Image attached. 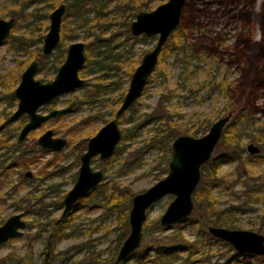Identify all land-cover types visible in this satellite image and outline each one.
Returning <instances> with one entry per match:
<instances>
[{
	"label": "rangeland",
	"instance_id": "1",
	"mask_svg": "<svg viewBox=\"0 0 264 264\" xmlns=\"http://www.w3.org/2000/svg\"><path fill=\"white\" fill-rule=\"evenodd\" d=\"M60 1L68 4V0H56V2ZM166 1L155 0L152 9ZM187 2L189 3L186 8L184 7L185 11L182 13V17L187 27L192 29L194 37L213 36L218 33L228 44L227 48L231 56L227 55V60L221 61L217 70L212 68L211 73L219 77L226 74L228 81H233L234 85L239 84L246 89L255 83L256 79H262L258 70L264 68V59L259 61L261 67L257 68L256 56L264 52V0H187ZM37 7L40 9L41 5H37ZM33 8L35 7L29 6L24 11L30 12ZM105 11L107 12L105 19L99 25L102 28L100 30L94 28L97 30L95 34L99 35L101 39H106L113 29L115 40L100 41L97 46H93L89 50L90 59L112 54V56L118 57L119 61V54L124 49L127 50V54L120 59L119 63L126 70L136 67L141 55L153 47L156 36L146 37L141 42L140 40L124 42L126 30L129 32L130 22L135 19V16H130L124 8L121 12L114 11L113 4H110ZM0 17L5 19L14 17L15 20L17 17L19 18L18 5L14 3V0H0ZM69 19L68 21H70ZM109 19H112L111 24L107 22ZM20 22L21 28L14 33L25 32L26 37L29 38L42 34L41 41L33 40L29 46L30 50L38 47L41 50L42 39L47 32L49 19L38 20L37 27L34 29L25 21L21 20ZM45 25L47 28H44ZM103 28L106 30H102ZM61 29L62 26L60 32ZM101 31L103 34L100 33ZM95 34L83 29L76 30L70 24L65 27L64 41H60L59 46L48 59L49 62L55 61L54 70L48 74L39 71L35 76L36 79L50 81L60 65V61L65 58L68 44L81 41L85 46L86 42L95 38ZM194 43L196 46L198 45V41H194ZM84 50L85 61L79 70V76L85 80V84L75 92L63 94L50 104L40 106L39 112L46 113L54 107L66 106L73 99L78 100L80 95L92 90L90 79L97 74H93V70L85 66L88 51L86 47ZM28 63L26 53L20 52L12 41L7 40L0 46V140H3L1 138L7 133H12L14 136L10 141H7V145H11L16 140L20 129L19 124L27 120L25 115H21L15 120H10L9 117L17 105L13 91L19 82L17 75L20 76L22 72L19 69L25 68ZM210 68L209 64L197 61L185 64L183 57L177 54H170L161 60L154 71L155 76L146 85L138 106L134 110L126 111L119 118L120 129L132 127L133 137L119 143L118 146L122 150L113 155V160L110 163L100 161L98 156H95L91 161L92 168L101 169L104 172L103 182L114 185L118 182L120 188L128 189L133 195L143 192L167 174L171 142L175 137L178 135L195 136L193 132L198 129L202 121L211 120L210 123H212L227 114L224 110V98L219 93L212 91L206 82L205 75L207 69ZM127 84H125V88ZM262 84H264V80H262ZM254 97V126L251 130L240 133L241 143L245 153H247L246 145L254 143L260 148L259 154L256 155L264 156L262 145L253 140L257 129L260 128L261 131H264L261 128L264 126V86L255 89ZM117 107L118 105L110 108L102 106L100 109L102 113L109 109L115 112ZM88 111L85 106L77 104L63 117H54L42 123L28 134L24 143L20 144L22 150L30 151L39 148L37 137L48 128L52 129L56 136L65 137L68 140V145L59 153L36 156L28 168L21 170L20 167H15L9 170L8 175H0V181H3L0 186V224L9 216L19 212L23 213L22 219L26 222L21 237L0 244V258L7 256L10 264H42L45 240L51 231L52 221L59 218L63 210V204L59 205V202L62 201V199L59 200V195L64 197L65 193L73 186L78 167L72 165L69 172L59 174L55 178H51L50 171L53 166L58 165L62 168L73 163L76 156H78L79 163V155L82 152L75 147L76 143L80 139L93 136L112 117L108 114L105 116V120L98 121L93 118L88 121ZM163 111L170 117L171 123L177 125L174 130L175 135L171 137L170 142L168 141L169 137L165 136L160 139L161 143L156 139L148 141L151 124L140 122V118L143 119L144 113L156 115ZM134 122L143 124V126L139 127L138 125L134 129ZM218 151V149H214L212 156L216 155ZM260 159L258 162L264 158ZM258 162L251 160V167L246 165L244 159L241 158L233 162H223L219 171L223 184L220 188L215 189L213 194L217 196L219 207H231V219L238 229L260 233L259 230H264V162ZM27 171L31 172V176L21 179L20 175ZM255 182L260 185V192L249 194V189ZM14 185H18L14 187L15 191L12 190ZM26 191H30V198L26 201L32 206L30 213H24L15 204ZM173 197L168 194L157 200L147 210L145 222L152 224L158 222L159 224L161 214ZM83 199L85 200L80 204V207L71 213L70 234L57 243L56 247L59 253L55 256L53 264H93L96 255L105 259L109 257L111 249L116 245V217L102 212L103 208L95 194L89 193ZM130 206L131 200L128 210ZM161 227L159 230L155 228L153 233L149 232L152 235L149 234L148 237L143 231L139 247L126 261L119 264H137L141 259L152 256L154 246L149 247L152 239L157 243L171 245L176 243L173 242V239L167 238L171 233L179 231L183 237L189 240H193L196 236L195 229L188 227L183 222L179 226ZM229 246L230 248H227L213 243L211 263L213 264L215 260L225 261L232 255L238 254L230 244ZM249 260L252 262L251 264H264V261L258 257Z\"/></svg>",
	"mask_w": 264,
	"mask_h": 264
},
{
	"label": "trees",
	"instance_id": "2",
	"mask_svg": "<svg viewBox=\"0 0 264 264\" xmlns=\"http://www.w3.org/2000/svg\"><path fill=\"white\" fill-rule=\"evenodd\" d=\"M154 1L155 0H68L66 13L61 24L62 39H60V41H64L65 27L69 24L76 30L83 29L84 31L91 32L92 34L97 33V30H94V28L99 30L102 28L99 25L102 21H104L107 14L105 9H107L110 4H113L114 11L121 12L122 8H124L130 16L134 17L139 11L151 10ZM60 2H56V0H14V3L18 5L19 18H16L8 40L12 41L20 52L24 51L26 53L27 62L37 59L40 63L39 71L44 72V74H48L54 70L55 61L49 62V56L42 55L39 47L34 50L29 49L30 43L33 40L41 41L42 34L37 35V37L34 38H29L26 37L25 32L18 34H15L14 32L21 28V20L30 24L32 29L36 28V22L38 20L43 21L48 18L50 11ZM188 3L189 2L186 3L185 8ZM37 5H41V8L38 9ZM29 6H33L35 8H33L30 12L24 11ZM68 18H70V21H68ZM107 22L108 24H111L112 19L107 20ZM44 28H47V25H45ZM102 30L106 29L103 28ZM111 31L112 32H110L106 39H101L99 35L95 34V38L92 41L85 43V47L88 51L85 66L90 70H93V74H97L90 79L92 82V90L78 97V105H83L89 110L87 117L88 121H91L93 118L98 121L105 120L106 115L114 114L112 109L102 113L100 108L102 106H108L110 108L121 102L126 89L124 86L128 83L135 68L131 67L126 70L123 65L119 63L120 59L125 57V54H127V50L124 49L119 54V61L118 57H114L112 54L110 56L105 55L102 58L96 57L95 59H90L89 50H91L93 46H97L100 41L109 42L115 40V32L113 29ZM100 33L103 34V31ZM126 33V39L124 42L127 40H140L141 42L146 39L145 36H132L127 30ZM221 36V34L216 33L213 36L206 35L205 37H194L192 29L187 27L182 17L180 25L170 35L160 52L156 68L161 60L165 59L170 54L181 55L185 64H188L191 61L209 64L211 68L207 69V73L205 75L208 87L212 91L219 93L224 98V110L227 113L229 111H233V115L225 126L220 140L215 147V149H218L219 151L216 155L211 156L210 159L202 166L200 181L192 195L194 204L193 211L182 221L188 227L195 229V238L193 240H189L183 237L181 232L178 231L167 236V238L173 239V242H176L171 245L157 243L152 239L149 247L151 248L154 246V254L146 257V259H141L137 264H212V244L216 243L219 246L227 248H230V246L227 242L211 236L207 230H205V227L211 225L229 229H238L231 219V207H219L217 196L213 194V191L220 188L223 184L219 175L223 162H233L241 158L244 159L246 165L251 167V160H257L258 162L260 158H264L262 155H249L248 153H245L240 136L242 131L251 130L254 126L255 108L253 106H255V89L259 88V86H264V84H262V80H264V68L258 70L262 79H256V82L249 85L248 89L241 87L239 84L234 85L233 81H228L226 74H223L220 77L212 74L210 71L212 68L217 70L218 64L221 61L227 60V55L231 56L228 52V44L223 39V36ZM194 41H198L197 46ZM256 58V61L258 62L256 67H261L259 65V61L264 59V52L263 54H258ZM23 69L24 68L21 67L19 70ZM154 76L155 73L153 72L149 80ZM18 77L19 76H17V78ZM145 88L143 92L145 91ZM138 103L139 99L132 107L129 108V110H134L138 106ZM210 121L211 120L202 121L198 129L194 131L193 134L195 136H199L206 133L211 124ZM140 122L148 125L151 124L149 130L150 134L147 138L148 141L156 139L160 142V139L165 136L169 137L168 141L170 142L171 137L175 135L174 130L177 128V125L171 123L170 117L166 115L164 111L156 115H153L152 113H144V117L143 119L140 118ZM138 125L139 127L143 126V124L134 122L133 128L136 129ZM21 126L22 123L19 124V128ZM131 128L122 129L120 143H123L125 140L133 137L134 130H131ZM261 128L264 130V126ZM13 137L12 133H7V135H4V137L1 138L3 140H0V175L2 176L8 175L9 170L15 167H20L21 170L28 168L31 166L36 156L47 154V151L40 148H35L30 151L22 150V146L16 140L12 142L11 145H7V141H10ZM253 140L262 145V151L264 152V131H261L260 128L257 129ZM87 141L88 138L80 139L78 143H76L75 147L83 152L86 149ZM120 150H122V148L118 146L116 152ZM112 160L113 157H111L107 162L110 163ZM261 162H264V159L258 163ZM72 165L78 167V156L75 157L73 163H70L67 166L62 168L58 167V165L53 166L50 171L51 178H55L59 174H64L65 172H69L72 169ZM245 170H247V168H245ZM20 178L24 179L25 174H21ZM2 183L3 181H0V186H2ZM16 186L18 185L12 186V190H14V187ZM249 192V194L260 192V185L255 182L254 185L250 187ZM90 193L96 195L98 202L103 208V213L114 215L117 219L116 245L111 249L109 257L101 259L98 255H96L93 264H113L119 246L128 234L127 215L128 207L133 194L128 189L123 187L120 188L118 182L114 185L113 183L108 184L103 181L99 183L98 186ZM29 195L30 191H26L15 203L16 206L18 205L20 210L24 213L32 212L31 204L26 202L30 198ZM62 198V195H59V200ZM84 200L85 199L79 200V203L75 205V209L79 208L80 204L83 203ZM59 205H61V202H59ZM37 211L39 210L37 209ZM71 217L72 214L69 213L64 218L59 217L52 221L51 231L45 240V247L43 251L44 258L42 264H53L55 256L59 253L56 247L58 241L66 238L70 234L69 224ZM182 222L176 223L173 226H179ZM144 226L143 231L146 232V237L149 236V232H155V228H157V230L162 228L158 222L153 224L145 222ZM259 232L264 234V230H259ZM239 256L240 258H238ZM253 257H258L264 261V256L235 254L228 259H225V261L220 262L215 260L213 264H251L252 262H250L249 259ZM0 262L1 264H10V260L7 256L0 258Z\"/></svg>",
	"mask_w": 264,
	"mask_h": 264
},
{
	"label": "water",
	"instance_id": "3",
	"mask_svg": "<svg viewBox=\"0 0 264 264\" xmlns=\"http://www.w3.org/2000/svg\"><path fill=\"white\" fill-rule=\"evenodd\" d=\"M185 2L186 0H167L150 11H139L135 19L130 22L131 35L156 36L155 43L142 55L133 70L126 92L113 117L88 139L85 151L79 156L77 178L62 199L63 210L60 218L71 213L76 203L102 182L104 173L100 169H92L91 160L94 156H98L101 161H106L113 156L121 139L118 119L142 96L150 75L155 71L164 44L180 23ZM65 11L66 4L60 3L49 14L48 30L42 44L44 55L51 53L59 42L60 27ZM13 25L14 18H0V45L8 37ZM84 61V43L76 41L71 42L66 48L65 59L52 80L43 82L35 78L38 71L36 60H32L25 67L14 89V95L18 99L17 106L9 117L10 120H15L22 114L27 116V121L17 136L19 143H22L27 134L44 121L69 113L76 105L77 101L73 100L68 105L53 108L47 113L38 111L40 106L50 103L57 96L74 92L84 85V79L78 74ZM232 113L229 111L214 120L207 132L201 136L178 135L172 140L167 174L131 198V206L127 215L129 231L117 251L113 264L126 261L139 247L147 210L160 198L168 194L174 196L159 218L161 226L169 227L181 222L192 213L194 206L192 195L199 183L201 168L211 157ZM37 143L41 149L56 153L62 151L68 141L64 137L55 136L52 129H47L39 135ZM246 151L250 155H256L259 154L260 148L254 143H249L246 145ZM25 175L30 177L31 172L27 171ZM22 217L23 213L19 212L9 216L0 224V244L22 236L26 226ZM207 232L229 243L238 254L264 256V235L261 233L211 225L207 227Z\"/></svg>",
	"mask_w": 264,
	"mask_h": 264
},
{
	"label": "flooded vegetation",
	"instance_id": "4",
	"mask_svg": "<svg viewBox=\"0 0 264 264\" xmlns=\"http://www.w3.org/2000/svg\"><path fill=\"white\" fill-rule=\"evenodd\" d=\"M60 3H65V2H60ZM60 3H59V4H60ZM186 3H187V0H186V2H185V5H186ZM59 4H58V5H59ZM65 4H66V3H65ZM185 5H184V7H185ZM56 6H57V5H56ZM56 6H55V7H56ZM55 7H54V8H55ZM184 7H183V9H182V13H183ZM66 9H67V4H66ZM153 9H154V8H153ZM151 10H152V9H151ZM145 11H150V10H145ZM50 12H51V11H50ZM65 13H66V11H65ZM137 13H138V12H137ZM137 13H136V14H137ZM49 14H50V13H49ZM64 15H65V14H64ZM135 16H136V15H135ZM63 17H64V16H63ZM0 18H2V17H0ZM10 18H14V17H10ZM48 19H49V16H48ZM181 19H182V14H181V18H180V23H181ZM62 20H63V18H62ZM15 21H16V20H15V18H14V24H15ZM180 23H179V25H180ZM61 24H62V22H61ZM48 25H49V24H48ZM179 25H178V26H179ZM13 26H14V25H13ZM129 26H130V25H129ZM178 26H177V28H178ZM12 28H13V27H12ZM12 28H11V30H12ZM60 28H61V27H60ZM177 28H176V29H177ZM176 29H175V30H176ZM11 30H10V33H11ZM47 30H48V29H47ZM175 30H174V31H175ZM174 31H173V32H174ZM129 32H130V31H129ZM173 32H172V33H173ZM10 33H9V35H10ZM172 33H171V34H172ZM45 34H46V33H45ZM9 35H8V37L5 39V41L3 42V44L9 39ZM44 36H45V35H44ZM132 36H133V35H132ZM169 37H170V36H169ZM43 38H44V37H43ZM60 39H61V32H60ZM60 39H59V42H58L57 46L52 50L51 53H49V54H47V55H44L43 52H42V49H41V50H40L41 54L44 55V56H49V57L52 56V54L55 52V50L57 49V47H58L59 44H60ZM167 40H168V39H167ZM75 42H76V41H75ZM3 44H1V45H3ZM42 44H43V39H42ZM69 44H70V43H69ZM69 44H68V45H69ZM1 45H0V46H1ZM164 45H165V44H164ZM67 47H68V46H67ZM84 49H85V46H84ZM162 49H163V48H162ZM84 51H85V50H84ZM161 51H162V50H161ZM65 53H66V51H65ZM65 56H66V54H65ZM158 58H159V57H158ZM64 59H65V58H64ZM33 60H36V61L38 62V71H37V73H38V72H39V68H40V63H39V61H38L37 59H33ZM31 61H32V60H31ZM31 61H30V62H31ZM63 61H64V60H62L61 63H62ZM139 61H140V60H139ZM30 62H29V63H30ZM29 63H28V64H29ZM61 63H60V65H61ZM28 64H27V65H28ZM27 65H26V66H27ZM60 65H59V66H60ZM156 65H157V64H156ZM26 66H25V67H26ZM59 66H58V67H59ZM136 66H137V65H136ZM82 67H83V66H82ZM24 69H25V68H24ZM24 69H23V70H24ZM57 69H58V68H57ZM57 69H56V71H57ZM134 69H135V68H134ZM155 69H156V67H155ZM23 70H22V71H23ZM21 73H22V72H21ZM37 73H36V74H37ZM55 73H56V72H55ZM78 74H79V72H78ZM54 75H55V74H54ZM17 76H18V75H17ZM20 76H21V74H20ZM20 76L18 77V78H19V81H20ZM35 76H36V75H35ZM150 76H151V75H150ZM53 77H54V76H53ZM79 77H80V76H79ZM130 77H131V76H130ZM35 78H36V77H35ZM149 78H150V77H149ZM52 79H53V78H52ZM52 79H51V80H52ZM148 80H149V79H148ZM41 81H42V80H41ZM84 81H85V80H84ZM43 82H48V81H43ZM128 82H129V81H128ZM18 83H19V82H18ZM147 83H148V82H147ZM84 84H85V83H84ZM17 85H18V84H17ZM127 86H128V84H127ZM145 87H146V86H145ZM15 88H16V87H15ZM15 88H14V89H15ZM80 88H81V87H80ZM78 89H79V88H78ZM126 89H127V87H126ZM126 89H125V92H126ZM74 92H75V91H74ZM125 92H124V93H125ZM68 93H72V92H68ZM13 94H14V91H13ZM63 94H66V93H63ZM63 94H61V95H63ZM142 94H143V93H142ZM61 95H59V96H61ZM59 96H57L55 99H57ZM123 96H124V94H123ZM14 97H15V95H14ZM15 98H16V97H15ZM122 98H123V97H122ZM16 99H17V98H16ZM55 99H54V100H55ZM138 99H140V98H138ZM138 99H137V100H138ZM54 100H52L51 102H53ZM73 100H76V101H77V103H76V105H77V104H78V100H77V99H73ZM73 100H72V101H73ZM137 100H136V101H137ZM121 101H122V100H121ZM136 101H135V102H136ZM17 102H18V99H17ZM51 102H50V103H51ZM50 103H47V104H50ZM120 103H121V102H120ZM120 103H119V104H120ZM47 104H44V105H47ZM119 104H118V106H119ZM134 104H135V103H134ZM134 104H133V105H134ZM76 105H75V106H76ZM133 105H132V106H133ZM16 106H17V105H16ZM42 106H43V105H42ZM75 106H74V107H75ZM132 106H131V107H132ZM63 107H64V106H63ZM74 107H73V108H74ZM54 108H56V107H54ZM60 108H61V107H60ZM73 108H72V109H73ZM38 109H39V108H38ZM52 109H53V108H52ZM50 110H51V109H50ZM50 110H49V111H50ZM128 110H129V108H128L126 111H128ZM14 111H15V110H14ZM115 111H116V110H115ZM126 111H125V112H126ZM125 112H124V113H125ZM40 113H41V112H40ZM46 113H47V112H46ZM114 113H115V112H114ZM124 113H123V114H124ZM123 114H122V115H123ZM22 115H25V116H26V114H22ZM63 115H64V114H63ZM63 115H59V116H60V117H63ZM113 115H114V114H113ZM113 115H112V117H113ZM122 115H121V116H122ZM20 116H21V115H20ZM121 116H120V117H121ZM56 117H58V116H56ZM60 117H59V118H60ZM112 117H111V118H112ZM120 117H119V118H120ZM26 118H27V116H26ZM52 118H54V117H52ZM52 118H50V119H52ZM111 118H110V119H111ZM110 119H109V120H110ZM48 120H49V119H48ZM26 121H27V120H26ZM26 121H24V122L22 123V126H23V124H24ZM46 121H47V120H46ZM44 122H45V121H44ZM44 122H43V123H44ZM119 124H120V122H119V119H118V125H119ZM210 125H211V124H210ZM22 126H21V127H22ZM21 127H20V129H21ZM37 128H38V127H37ZM37 128H36V129H37ZM119 128H120V125H119ZM20 129H19V131H20ZM48 129H50V128H48ZM34 130H35V129H34ZM46 130H47V129H46ZM46 130H45V131H46ZM32 131H33V130H32ZM52 131H53V130H52ZM120 131H121V137H122V129H120ZM30 132H31V131H30ZM30 132H29V133H30ZM43 132H44V131H43ZM43 132H42V133H43ZM18 133H19V132H18ZM29 133H28V134H29ZM42 133H41V134H42ZM53 133H54V132H53ZM28 134H27V136H28ZM41 134H40V135H41ZM54 135H55V134H54ZM17 136H18V134H17ZM27 136H26V138H27ZM55 136H56V135H55ZM38 137H39V136H38ZM38 137H37V139H38ZM60 137H61V136H60ZM26 138H25V140H26ZM64 138H65V137H64ZM88 139H89V138H88ZM25 140H24V141H25ZM16 141H17V137H16ZM24 141H23L22 143H24ZM67 141H68V140H67ZM120 141H121V139H120ZM120 141H119V143H120ZM17 142H18V141H17ZM87 142H88V141H87ZM18 143H19V142H18ZM22 143H19V144H22ZM119 143H118V145H119ZM37 144H38V143H37ZM67 145H68V144H67ZM118 145H117V147H118ZM86 146H87V143H86ZM117 147H116V149H117ZM215 147H216V146H215ZM39 148H40V147H39ZM40 149H41V148H40ZM214 149H215V148H214ZM42 150H43V149H42ZM45 151H46V150H45ZM84 151H85V150H84ZM84 151H83V152H84ZM213 151H214V150H213ZM60 152H61V151H60ZM83 152H82V153H83ZM115 152H116V150H115ZM115 152H114V154H115ZM47 153H55V152H49V151H47ZM56 153H59V152H56ZM247 153H248V152H247ZM114 154H113V155H114ZM248 154H249V153H248ZM249 155H250V154H249ZM79 156H80V155H79ZM211 156H212V155H211ZM94 157H95V156H94ZM94 157H93V158H94ZM112 157H113V156H112ZM93 158H92V159H93ZM209 159H210V158H209ZM99 160H100V159H99ZM108 160H109V159H108ZM108 160H106V161H108ZM91 161H92V160H91ZM100 161H101V160H100ZM104 162H105V161H104ZM79 164H80V161H79ZM91 166H92V165H91ZM78 167H79V165H78ZM92 169H94V168H92ZM201 169H202V168H201ZM77 170H78V169H77ZM100 170H101V169H100ZM103 173H104V172H103ZM25 176H26V175H25ZM26 177H27V176H26ZM76 178H77V175H76ZM200 178H201V177H200ZM103 179H104V178H103ZM75 180H76V179H75ZM102 181H103V180H102ZM199 181H200V180H199ZM100 183H101V182H100ZM92 191H93V190H92ZM193 193H194V192H193ZM84 198H85V197H84ZM62 199H63V198H62ZM82 199H83V198H82ZM80 200H81V199H80ZM78 202H79V201H78ZM78 202H77V203H78ZM61 203H62V201H61ZM77 203H76V204H77ZM193 207H194V206H193ZM74 210H75V206H74V208H73V211H74ZM73 211H72V212H73ZM192 211H193V210H192ZM72 212H71V213H72ZM68 214H69V213H68ZM68 214H67V215H68ZM145 221H146V220H145ZM181 222H182V221H181ZM178 223H179V222H178ZM175 224H176V223H175ZM143 225H144V224H143ZM159 225H160V224H159ZM173 225H174V224H173ZM207 227H208V226H207ZM116 254H117V253H116ZM240 255H241V254H240Z\"/></svg>",
	"mask_w": 264,
	"mask_h": 264
}]
</instances>
